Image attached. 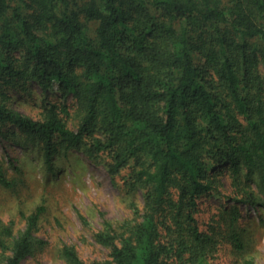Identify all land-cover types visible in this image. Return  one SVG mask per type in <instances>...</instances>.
<instances>
[{"label": "trees", "instance_id": "16d2710c", "mask_svg": "<svg viewBox=\"0 0 264 264\" xmlns=\"http://www.w3.org/2000/svg\"><path fill=\"white\" fill-rule=\"evenodd\" d=\"M29 84L76 104L48 97L31 118L10 106ZM19 136L51 174L70 149L103 165L132 213L94 230L105 256L62 244L64 264H210L199 198L226 176V198L264 208V0H0V137ZM19 181L0 162V186ZM43 202L0 220V264L45 247ZM221 210L240 252L239 207Z\"/></svg>", "mask_w": 264, "mask_h": 264}, {"label": "rangeland", "instance_id": "374dc122", "mask_svg": "<svg viewBox=\"0 0 264 264\" xmlns=\"http://www.w3.org/2000/svg\"><path fill=\"white\" fill-rule=\"evenodd\" d=\"M10 106L22 114L38 119L46 98L63 100L74 108L75 99L62 98L53 90L44 91L29 84L25 91H11ZM13 130L16 129L13 128ZM20 135V134H19ZM19 136L14 141L0 137V162L20 180L16 187L0 186V220L23 226L20 212L32 210L44 200L45 211L41 216L37 237L46 241L43 249L28 256L21 264H64L59 254L62 244H73L84 258H101L106 249L96 244L93 232L100 227L103 216L116 222L131 218L132 213L121 199V192L113 186L106 169L95 165L77 149L62 151L55 156L54 171L47 169L37 153L36 141ZM18 140L24 141V147ZM12 158L20 168L16 174L9 161ZM221 176V187L199 198L198 224L202 231H212L218 237L217 250L210 256V264H244L252 260L264 264V208H253L226 195H232L231 179ZM142 205V195L137 193ZM223 199V200H222ZM238 206L240 217L236 228L245 246L236 252L227 239V227L222 226V208ZM102 213L104 215H102ZM82 216V217H81ZM223 219V218H222Z\"/></svg>", "mask_w": 264, "mask_h": 264}]
</instances>
